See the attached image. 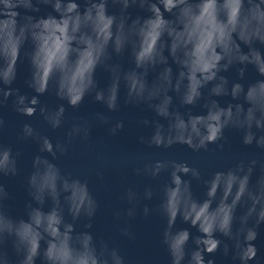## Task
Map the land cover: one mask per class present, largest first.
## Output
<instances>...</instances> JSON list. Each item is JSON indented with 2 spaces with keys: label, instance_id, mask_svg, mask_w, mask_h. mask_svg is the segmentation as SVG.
I'll use <instances>...</instances> for the list:
<instances>
[{
  "label": "clouds",
  "instance_id": "obj_1",
  "mask_svg": "<svg viewBox=\"0 0 264 264\" xmlns=\"http://www.w3.org/2000/svg\"><path fill=\"white\" fill-rule=\"evenodd\" d=\"M109 3L118 6L119 15L108 12ZM40 5L50 7L56 15L28 14L38 12ZM133 7L149 15L131 18L127 11ZM165 13L172 18H166ZM26 41L32 44L28 84L37 94L30 99L8 87L16 77V63ZM257 45L264 48V0H87L83 10L76 0H0V84L5 86L0 88V95L6 100L15 94L16 111L32 116L39 103L37 96L45 93L49 82L54 81L57 97L70 106L77 107L87 94L95 92L94 99L112 111L117 107L123 80L127 87L126 102L146 103L158 117L168 121L167 127L152 122L151 136L147 141L141 137V143L157 148L184 144L193 151L207 150L209 144L221 141L224 130L231 127L242 133L244 145L255 144L264 150V79L245 86L221 75L235 67L243 78L245 68L252 66L264 77V53ZM89 46L91 58L87 66L78 67L80 52ZM126 48L131 50L134 68L122 72L119 65L107 61L111 54L119 55ZM169 57L180 69L175 75L167 66ZM101 65L112 74L106 90H96L94 73ZM159 65L164 67L149 85L147 73ZM206 87L204 114H181L172 109L170 91L178 95L182 105L190 106L202 98L201 90ZM219 96H230L235 103L221 106L213 98ZM39 110L51 128L61 125L63 106L54 111L44 107ZM97 119L109 123L102 115ZM141 123L147 126L150 122ZM122 127L123 123L117 121L109 132L115 134ZM22 131L23 138L36 140L40 151L55 159L57 154L68 151L73 140L86 141L90 124L88 121L74 124L65 143L56 145L30 125L25 124ZM257 163L241 161L227 172L214 173L204 181L206 198L202 202L192 198L190 182L183 179L189 174L199 179L200 173L186 163L146 161L134 169L137 175L152 178L164 171L169 173L170 182L163 187L159 212L165 219L162 243L168 249L171 264H205V254L215 253L221 246L216 233L233 242V259L239 264H264L257 259L253 243L257 228L264 224V164L260 165L262 173L255 186L249 187ZM16 171L12 150L0 146V175H15ZM49 173L57 177L51 184L43 179ZM65 183L82 188L85 196L71 200V191L64 189ZM28 191L36 206L28 205L27 220H14L3 210L8 193L0 186V249L10 239L19 257L17 264H36L38 258L43 264H124L115 248L107 243L97 244L88 231H75L74 222L81 219L87 221L85 229L92 227L98 207L86 181L65 175L47 157L36 156L28 177ZM152 195L151 188H145L142 196L127 189L124 198L129 207L117 212L116 218H133L141 198L150 200ZM46 201L51 207L44 211ZM237 208L243 209L239 217ZM139 210L145 217L150 214L146 205ZM65 212L73 223L65 221ZM178 218L199 233L193 239L195 248L190 253L186 252L190 233L186 229L174 230ZM234 223L238 224L235 229ZM122 234L131 236L127 229ZM223 253L228 255V244L223 245ZM0 264H10L3 250ZM207 264L213 262L208 260Z\"/></svg>",
  "mask_w": 264,
  "mask_h": 264
},
{
  "label": "water",
  "instance_id": "obj_2",
  "mask_svg": "<svg viewBox=\"0 0 264 264\" xmlns=\"http://www.w3.org/2000/svg\"><path fill=\"white\" fill-rule=\"evenodd\" d=\"M81 10L86 6L87 0H76ZM23 15V10H20ZM110 14L119 15L118 6L108 5ZM34 17H45L49 14L56 15L50 7L40 5L38 12L28 13ZM127 14L131 18L137 16L143 18L149 15L144 10L133 7L129 8ZM166 18H172L165 13ZM56 41L53 40L52 51H55ZM243 48L244 46L241 45ZM264 53V48L257 45ZM247 50L246 48L244 49ZM32 52V44L26 41L21 49L20 58L16 63V77L10 87L19 95L27 98L37 94L29 87L31 78V64L29 61ZM111 53V49H109ZM167 55V52H165ZM81 64L78 67H86L91 58V46L82 50L79 54ZM110 65H119L122 72L134 68L131 50L126 48L121 54H111L107 61ZM167 66L171 68L173 75L180 69L168 58ZM164 66L159 65L148 71L146 80L151 85L158 77ZM230 82L239 80L247 86L257 80L264 79L258 75L252 66H247L243 78L237 74L236 68H229L222 72ZM96 90H106L111 84L112 74L104 65L98 66L94 73ZM0 84V88H4ZM202 91V98L194 105H182L175 92H169L172 97V109L181 114L191 113L193 115L204 114V103L208 98V88ZM95 92L87 94L83 101L77 106H70L65 100L57 97L54 81L49 82L48 90L37 96L39 101L34 115L26 116L16 111L15 94L10 95L6 100L0 95V146L10 148L16 158V174L0 175V186L8 193V198L3 201V210L14 220H27L28 205L36 206L32 201L28 191V177L33 171V160L36 156H45L58 167L65 175L86 181L89 192L97 202L96 214L93 217L90 229H85L87 222L83 219L75 221L76 232L88 231L97 242L107 243L109 247L115 248L123 258L124 264H171L168 249L162 243V233L165 228V219L160 214L159 208L163 201V187L170 182L168 171L162 172L159 176L152 178L145 175H137L134 171L136 167H142L146 161H175L186 163L189 167L196 168L200 173V178L195 179L190 174L183 179L190 182L192 198L202 202L206 198V186L204 181L209 180L216 172H227L234 168L237 163L256 160L257 166L254 168L249 181V187H254L257 179L262 173L261 164H264V150L253 145L242 143V133L235 128H226L223 139L215 144H209L207 150L193 151L184 144H173L169 148H157L141 143V137L147 141L151 136L152 122H158L167 127L168 121L158 117L156 113L148 107L146 103L133 104L126 102L127 87L123 80L119 85L117 107L110 111L104 103L94 99ZM221 106L235 103L230 96L213 97ZM242 102V101H241ZM63 106L64 115L61 125L55 129L51 128L40 113V108L56 110ZM246 107V105H245ZM102 115L109 121L108 124L100 122L97 117ZM147 120L150 123L145 126L141 121ZM88 121L90 133L86 141L79 138L72 141L68 151L64 155L57 154L53 159L48 153L40 151V144L32 138H23V127L30 125L35 132L47 137L53 145L65 143L66 134L74 124ZM117 121L123 123V127L115 134L109 132V128ZM260 133H257L259 135ZM51 184L57 179L55 173H49L43 177ZM145 188H151L152 198L144 200L141 198L136 215L133 218H116L117 212H123L129 205L124 198L127 189H132L138 194H143ZM65 190H70L71 200L82 199L85 196L82 188H77L74 184H64ZM217 194V200L219 199ZM216 201H213L215 207ZM147 206L150 214L145 217L139 209ZM51 203L46 201L43 210L47 211ZM193 210L195 208L193 207ZM243 212L242 208H237L236 216ZM51 219V218H50ZM66 222L73 223L71 216L65 212ZM234 229L238 227L234 223ZM127 229L131 236L122 234V230ZM186 229L191 238L186 245V252L190 253L195 245L193 239L199 235L195 227L176 220L174 230ZM216 238L221 240L220 248L212 254H205V264L211 260L213 264H239L237 259H233V242L220 233H216ZM257 248V259L264 261V224L257 228V238L253 242ZM228 244L229 253L224 255L223 245ZM44 242H41V250ZM7 253L10 264H17L19 257L9 239L2 246ZM187 258V257H186ZM36 264H43L38 258ZM254 264V262H249Z\"/></svg>",
  "mask_w": 264,
  "mask_h": 264
}]
</instances>
